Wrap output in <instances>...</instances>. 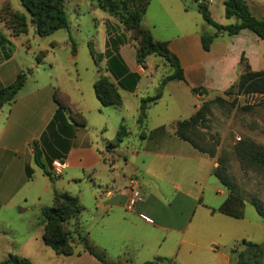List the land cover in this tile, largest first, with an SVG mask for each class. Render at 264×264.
Returning <instances> with one entry per match:
<instances>
[{"label":"crops","instance_id":"crops-1","mask_svg":"<svg viewBox=\"0 0 264 264\" xmlns=\"http://www.w3.org/2000/svg\"><path fill=\"white\" fill-rule=\"evenodd\" d=\"M246 2L254 16L264 19L253 10L264 5L258 0ZM6 3L13 7L19 0H0V7ZM152 4L156 14L147 17ZM85 5L99 6L85 0H66V12L73 9L76 14L73 20L68 19V29L78 31ZM190 7V0H150L142 16L141 25L153 40L167 42L184 75L183 81L171 80L164 85L161 96L149 105L143 126L136 123L139 101L155 94L170 69L153 55L146 58L142 68L135 58L134 43H118L107 26L108 20L115 22L110 14L104 20L95 17L97 23L100 21L96 24L100 48L95 52L103 54L104 66L95 64L96 71L86 86L81 79L75 83L69 80L68 87H62L53 76L40 83H29L26 78L15 98L0 108L2 259L14 254L31 264H102L84 250L64 256L44 245L41 209L53 204L55 193L66 192L76 196L81 206L78 216L68 220L67 229L86 235L109 264H143L156 258L162 260L152 264H231L230 251L242 235L230 219L244 218L245 202L240 214L225 212L228 190H222L212 179L216 178L212 171L218 165L217 156L195 149L175 134V128L177 121L195 112V100L222 96L237 82L245 66L254 72L264 71V40L242 29L234 35L218 34L204 50L201 34H212L215 29L211 25V29L196 28L179 20ZM223 16L213 20L221 25L236 21L226 18L224 10ZM122 31V38L129 37V32ZM16 37H9L12 46ZM12 46L0 47V88L12 83L24 67V62L15 60ZM115 50L117 61L111 59ZM77 55H72L74 61ZM164 66L168 70L155 84L154 73ZM128 73L138 75L135 84ZM100 75L118 87L120 108L103 107L96 98L93 83ZM150 86L154 93L145 94ZM197 87L203 92L193 93ZM55 92L74 115L83 118L84 125L75 124L57 107ZM121 124L128 130L123 140H138L131 143L128 159V148H121L122 142L114 143ZM34 142L50 176L34 162ZM120 159L123 167L118 168L116 161ZM58 162L63 163L62 172L54 177L51 169ZM133 176L138 179L143 200L127 211L126 185Z\"/></svg>","mask_w":264,"mask_h":264},{"label":"trees","instance_id":"trees-1","mask_svg":"<svg viewBox=\"0 0 264 264\" xmlns=\"http://www.w3.org/2000/svg\"><path fill=\"white\" fill-rule=\"evenodd\" d=\"M65 0H19L25 12L14 11L10 13V19L16 20L18 30L13 34H5L0 32V47L12 46L9 39L10 36H17L27 32V22L29 21L33 27L34 32L38 36H47L61 29L69 28V21L67 12L64 6ZM150 0H122L121 4L129 3L132 11L126 15L121 16L119 23L122 25L123 30L129 32V37H123L121 40L117 39L118 43L124 41H131L135 46V58L137 63L144 68L146 58L150 55L161 58L164 63L169 67L170 73L163 76L153 96H146L139 101L138 114L136 123L138 126H143L146 120V113L149 105L157 100L161 94L164 85L171 80H184L182 68L178 58L168 49L166 41L153 40L151 33L148 29L141 25V19L146 11L147 5ZM8 9V4L2 7ZM224 15L226 18H235L234 23L228 25H221L215 22L208 12L206 5L199 4V11L207 24L211 25L215 32L212 34L202 33L200 40L204 50H208L213 39L220 33L227 35L237 34L242 29H248L254 32L260 39L264 40V19H259L253 15L246 0H223ZM110 12V7L102 8ZM28 18V19H27ZM69 40L72 44V52L75 51L74 42L69 35ZM108 46V45H107ZM115 55L111 58L115 61L118 60L117 50ZM94 63L98 65L101 61L103 54H97L91 49ZM110 54V51H106ZM109 69V68H108ZM112 70V68H111ZM123 72L126 68L123 66ZM31 73L28 69L27 72H19L12 83L0 88V108L11 102L18 91L22 88L26 81V75ZM128 76L133 79V82L138 80L137 74L128 73ZM133 84V85H134ZM93 90L96 98L99 100L103 107L120 108L122 106V98L118 92V87L114 82L109 80L106 76L100 75L93 83ZM203 88H193V93L197 94L203 92ZM233 91L237 94L244 95H264V71H251L248 66H245L244 71L239 75L235 84L224 91V95H229ZM216 96L213 100H219ZM53 100L59 109L65 110L69 118L77 125H84L83 118L79 115H74L71 110L62 102L55 92ZM209 103L204 102L200 107L196 108L195 112L187 119L177 121L175 134L182 140L189 142L195 149L207 153L209 156H216V149H207L201 146L196 140V131L200 124L206 119V110ZM78 117V118H77ZM128 134L127 127L121 124L117 129L114 143L122 142L123 138ZM34 162L39 166L43 172L50 176L42 161V152L37 143L34 142ZM234 154L237 158L241 169L253 170L257 174L264 176V147L251 140L239 139L234 144ZM218 165L213 169V175L219 182L228 190V198L223 205L227 213L240 214L242 205L245 199L242 197L238 185L228 174L226 167L223 165L221 159H217ZM29 176V172L27 171ZM255 209L256 213L263 220V234H264V203L256 198H250L248 201ZM81 211L78 198L66 192L55 193L54 201L51 206H46L41 209L43 218V233L42 240L45 246L52 249L56 254L69 256L73 253L69 250V231L66 228V223L69 219L75 218ZM78 238L83 242V250L94 256L102 264H107V260L102 251L94 247L86 235L76 232ZM245 249L238 251L235 248L230 251L231 264H264V241L261 244H255L249 241H243ZM79 253V252H78ZM162 258H156L154 261L146 262L143 264H152L155 261H160ZM0 264H31V262L24 257H19L14 254H9L6 258L0 261Z\"/></svg>","mask_w":264,"mask_h":264},{"label":"rangeland","instance_id":"rangeland-1","mask_svg":"<svg viewBox=\"0 0 264 264\" xmlns=\"http://www.w3.org/2000/svg\"><path fill=\"white\" fill-rule=\"evenodd\" d=\"M85 1L92 4L96 3L99 5V9L98 7L91 8V6L88 5L83 6L80 14V27H76L78 31H75L72 27L67 30H58L47 36H38L34 32L33 25L28 21L27 32L25 34H19L17 37L14 36L16 37V44H13L12 51L15 50V60L18 63L24 62L22 71L26 73L28 69L31 70V73L26 75L29 83L33 81H38L39 83L47 81L48 78L51 79V76H53V79L57 80L62 87H68L69 80L75 83L78 79H81L82 84L86 86L88 78L96 71L91 49L95 52L100 48V42H97L99 39V29L96 24H98L100 22L99 20H102V18L103 20L106 19L105 17H108L109 14L112 19H115V22L108 20V24L111 23L114 25H108L106 20L104 21L105 25L107 24V26H110L116 38L121 40L122 34H119L123 33V27L120 23L118 24V22L121 16L132 11L131 5L129 3L122 5V0ZM190 1L193 7H190L189 11L183 15L184 18L179 19V17H177V19H183V21L194 25L196 28L203 26L211 29V26L206 23L199 11V3L195 0ZM258 1L261 5H264V0ZM65 3L66 0L64 1V6ZM153 5L154 4L151 5L147 17L155 13L154 8H152ZM110 6L112 9L110 12L102 9ZM7 7L8 9H4L5 6L0 7V32L6 35L13 34L18 30L16 20L10 19V13L14 11L25 12L20 2L15 3L13 7H11V5ZM206 8L209 13L210 10H212V15L210 16L214 20H220L221 16H223V0H213V3L206 5ZM253 10L257 16L264 17V7H255ZM75 15V11L70 9L67 13V18L73 20ZM95 17L99 18L98 23ZM69 35L74 42V52H72V44L68 40ZM75 52H78V55L74 61L72 55H74ZM156 59L162 62L161 58L157 57ZM100 62L101 61H98V63ZM31 63L36 65L37 69H32L30 67ZM100 66H104V64L101 62ZM74 70H76L77 73H75ZM165 70H168L167 66L155 71L152 79L155 84H157L158 79ZM144 93L149 95L153 94L154 91L152 86ZM219 97V100H213L214 98H201L195 100L197 108L204 102L209 103L206 110V119L198 126L195 137L198 143L204 148L216 149L217 159L223 161V165L226 167L228 174L238 185L242 197L245 199L243 210L244 218L230 219V221L236 224L237 233L242 235L238 237L232 248L241 251L245 249L244 240L255 244H261L264 241L263 220L256 213L254 207L248 202L250 198H256L264 203V176L250 169H241L233 148L234 144L239 139L251 140L264 147V95H244L237 94L236 91H233L229 95L223 94ZM128 126L130 127L131 124ZM133 142L137 143L138 140L133 137H127L120 143L121 148H128V150L125 149V151H127V159L130 158V152L132 150L131 143ZM135 146L137 145L135 144ZM116 163L118 164V168L119 166L123 167L122 159L117 160ZM212 179L222 190L226 191L225 186L220 184L216 178ZM1 240L2 236L0 234V243ZM69 245V250L73 254L80 252L84 248L82 240L73 232H69ZM2 254L3 253L0 251V260L3 258ZM162 264H168V262Z\"/></svg>","mask_w":264,"mask_h":264},{"label":"built area","instance_id":"built-area-1","mask_svg":"<svg viewBox=\"0 0 264 264\" xmlns=\"http://www.w3.org/2000/svg\"><path fill=\"white\" fill-rule=\"evenodd\" d=\"M199 4L207 5L210 4L213 0H195ZM63 163H55L51 169V174L56 177L59 176L62 172ZM126 190L128 192V199L125 205L127 211H132L135 205L143 200V195L139 190V183L136 176H133L128 179Z\"/></svg>","mask_w":264,"mask_h":264}]
</instances>
